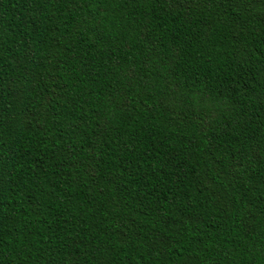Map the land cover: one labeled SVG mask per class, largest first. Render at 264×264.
Wrapping results in <instances>:
<instances>
[{"label": "trees", "instance_id": "1", "mask_svg": "<svg viewBox=\"0 0 264 264\" xmlns=\"http://www.w3.org/2000/svg\"><path fill=\"white\" fill-rule=\"evenodd\" d=\"M0 264H264V0H0Z\"/></svg>", "mask_w": 264, "mask_h": 264}]
</instances>
